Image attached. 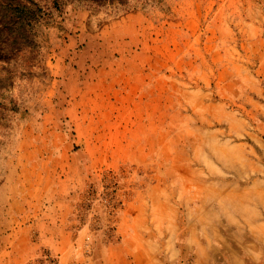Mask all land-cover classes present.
Returning a JSON list of instances; mask_svg holds the SVG:
<instances>
[{"label":"rangeland","instance_id":"1","mask_svg":"<svg viewBox=\"0 0 264 264\" xmlns=\"http://www.w3.org/2000/svg\"><path fill=\"white\" fill-rule=\"evenodd\" d=\"M35 1L0 51V264L27 239L63 264H222L257 238L264 0Z\"/></svg>","mask_w":264,"mask_h":264},{"label":"crops","instance_id":"2","mask_svg":"<svg viewBox=\"0 0 264 264\" xmlns=\"http://www.w3.org/2000/svg\"><path fill=\"white\" fill-rule=\"evenodd\" d=\"M249 231H253L257 238L241 240L236 246L227 247L225 250L226 255L219 260L222 264H264V221L251 222L249 224ZM60 246V244L55 242L48 243L41 240L34 243L30 239H27L24 251L14 254V259H9V262L7 263L6 261L4 264H29L45 247L59 250ZM70 248L71 245L66 251L70 250ZM154 256L151 255L153 258ZM59 257L62 259L61 255Z\"/></svg>","mask_w":264,"mask_h":264},{"label":"trees","instance_id":"3","mask_svg":"<svg viewBox=\"0 0 264 264\" xmlns=\"http://www.w3.org/2000/svg\"><path fill=\"white\" fill-rule=\"evenodd\" d=\"M148 0H143V3H147ZM122 7H131V2L120 1ZM38 2L35 0H1L0 2V51L8 50L10 44H16L21 36H17L13 33V25L18 21L19 25L23 28L22 33L27 32L25 29L26 21H35L37 23L39 18L37 16ZM16 23V24H17ZM7 49V50H6Z\"/></svg>","mask_w":264,"mask_h":264},{"label":"built area","instance_id":"4","mask_svg":"<svg viewBox=\"0 0 264 264\" xmlns=\"http://www.w3.org/2000/svg\"><path fill=\"white\" fill-rule=\"evenodd\" d=\"M29 264H63L59 255L50 251L43 250L39 256L33 259Z\"/></svg>","mask_w":264,"mask_h":264}]
</instances>
